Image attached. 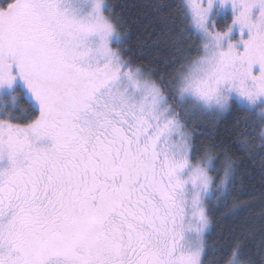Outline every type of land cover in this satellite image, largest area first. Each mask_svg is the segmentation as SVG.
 Listing matches in <instances>:
<instances>
[{
    "label": "snow or ice",
    "instance_id": "obj_1",
    "mask_svg": "<svg viewBox=\"0 0 264 264\" xmlns=\"http://www.w3.org/2000/svg\"><path fill=\"white\" fill-rule=\"evenodd\" d=\"M175 7L168 73L126 55L108 0H0V264H264V213L209 244L248 205L230 149L196 143L235 107L264 162V0Z\"/></svg>",
    "mask_w": 264,
    "mask_h": 264
},
{
    "label": "trees",
    "instance_id": "obj_2",
    "mask_svg": "<svg viewBox=\"0 0 264 264\" xmlns=\"http://www.w3.org/2000/svg\"><path fill=\"white\" fill-rule=\"evenodd\" d=\"M108 3L113 6L124 25L121 31L127 35L126 55L137 65L171 73L176 67L172 63L176 49L187 47L191 43L186 39L187 33L181 35L176 26L175 5L179 0H108ZM260 126L261 121L256 114L235 107L230 113L220 117H203L198 125V133L203 134L196 136L197 145L214 143L221 148L230 149V154L241 165L237 180L242 183H238L237 195L248 207L238 217L225 218L220 212L212 213L213 231L209 244L222 252L231 243L237 223L249 221L250 226L257 227L260 216L264 213V162L259 155L249 158L237 150V144L241 141L259 143ZM260 240L261 236L257 231L247 238L248 246L254 248Z\"/></svg>",
    "mask_w": 264,
    "mask_h": 264
},
{
    "label": "rangeland",
    "instance_id": "obj_3",
    "mask_svg": "<svg viewBox=\"0 0 264 264\" xmlns=\"http://www.w3.org/2000/svg\"><path fill=\"white\" fill-rule=\"evenodd\" d=\"M258 116V115H257Z\"/></svg>",
    "mask_w": 264,
    "mask_h": 264
}]
</instances>
